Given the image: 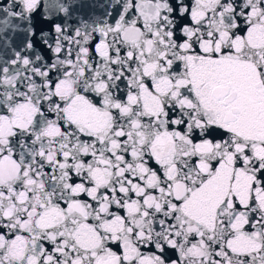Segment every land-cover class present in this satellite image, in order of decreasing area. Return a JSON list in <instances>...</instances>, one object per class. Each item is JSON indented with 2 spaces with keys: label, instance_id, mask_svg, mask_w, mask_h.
<instances>
[{
  "label": "snow or ice",
  "instance_id": "1",
  "mask_svg": "<svg viewBox=\"0 0 264 264\" xmlns=\"http://www.w3.org/2000/svg\"><path fill=\"white\" fill-rule=\"evenodd\" d=\"M0 264H264V0H0Z\"/></svg>",
  "mask_w": 264,
  "mask_h": 264
}]
</instances>
